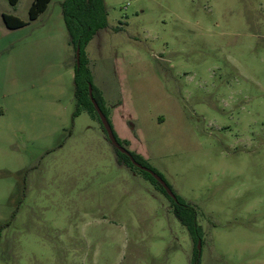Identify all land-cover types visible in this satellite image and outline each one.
Segmentation results:
<instances>
[{"label":"rangeland","instance_id":"obj_1","mask_svg":"<svg viewBox=\"0 0 264 264\" xmlns=\"http://www.w3.org/2000/svg\"><path fill=\"white\" fill-rule=\"evenodd\" d=\"M62 1L48 46L0 16V264H264V0H104L85 48L112 131L194 207L197 243L100 122L74 116Z\"/></svg>","mask_w":264,"mask_h":264},{"label":"trees","instance_id":"obj_2","mask_svg":"<svg viewBox=\"0 0 264 264\" xmlns=\"http://www.w3.org/2000/svg\"><path fill=\"white\" fill-rule=\"evenodd\" d=\"M6 1L9 3L10 6L13 7L18 3L19 0ZM50 1L51 0H33L28 10V21L26 22L10 15H3V22L5 26L10 30L22 28L26 26L28 22L35 20L41 13H43L46 10L47 5L50 3ZM61 12L64 27L69 38L68 45L73 50L74 54L77 48L80 49L79 64L77 65L76 61H74L73 82L74 99L76 105L74 116H77L81 111H85L93 119H97V121L100 122L89 99V88H91L92 96L102 113L105 115L106 119L107 114L105 112L102 96L92 83V76L87 66L88 60L85 54V48L96 35V33L106 28L107 26V13L104 0H64L61 3ZM115 138L120 147L124 148L116 136ZM114 150L117 156L129 168L141 173L150 183L155 185L160 190V192L169 200L175 218L183 227L187 229L192 240L197 243V241L202 237V232L201 228L197 225L196 222V210L194 209V207L188 205L184 202V200L176 196L170 189V187L167 185L174 197L171 198L170 196H168L161 187V185L151 175L134 167L126 155L121 154L116 148H114ZM127 152L129 153L130 157H132L139 165L150 169L164 181L163 177L155 170L147 166L140 157L129 151ZM194 257H197L196 248L194 250ZM191 264L198 263L193 260Z\"/></svg>","mask_w":264,"mask_h":264},{"label":"water","instance_id":"obj_3","mask_svg":"<svg viewBox=\"0 0 264 264\" xmlns=\"http://www.w3.org/2000/svg\"><path fill=\"white\" fill-rule=\"evenodd\" d=\"M79 59H80V49L77 48L75 51V61H76L77 65L79 64ZM88 95H89L90 102H91V104H92L101 124H102V127H103V129L107 135V138L110 141V143L112 144V146L114 148H116L121 154L126 155L134 167H136L139 170L151 175L161 185V187L166 192V194L168 196H170L171 198H173L174 196H173L172 192L170 191V189L168 188L167 184L156 173H154L153 171H151L150 169H148L146 167L139 165L132 157H130V155L126 151V149L120 147V145L116 141V138L113 134V131H112L110 124L108 123L105 115L102 113V111L100 110L99 106L97 105L96 101L94 100V98L92 96L91 88L88 89ZM197 248L199 249V242L197 244Z\"/></svg>","mask_w":264,"mask_h":264},{"label":"crops","instance_id":"obj_4","mask_svg":"<svg viewBox=\"0 0 264 264\" xmlns=\"http://www.w3.org/2000/svg\"><path fill=\"white\" fill-rule=\"evenodd\" d=\"M20 1H21V0H19L18 3H17L15 6H13V7H14L13 10L10 11V9L8 8V9L5 10V12H4V11H3V12L0 11V16H1L2 22H3V15H10V16H13V17L18 18V17L16 16V10H17V7H18ZM32 1H33V0H30L29 7H30ZM52 1H53V0L50 1V3L47 5L46 10H45L43 13H41V14H40L35 20L28 22L27 25L24 26V27H22V28L14 29V30H10V29H8V28L5 26V24H4V22H3V25H4V32H3L2 34L6 35V34L9 33V32H13V31L21 30V29H24V28L29 27V26H31V25H34V27H40V28H41V29L38 30V35L40 36V43L43 44V46H45V45L48 46L49 43H50V42H49V41H50V38H51V36H50V32H49V28H48L49 25L46 26V23H45V22L43 23V22H42V21H43L42 19H44V17L47 16V13H48V11H49V7H50ZM63 1H64V0H63ZM63 1H62V2H63ZM5 2H7V1L5 0ZM28 2H29V0H28ZM62 2H61V3H62ZM7 4L9 5L8 2H7ZM9 6H10V5H9ZM29 7H28V10H29ZM60 7H61V4H60ZM61 15H62V12H61ZM26 18H27V19H26ZM26 18H25V19H20V18H18V19H20V20H22V21H25V22L28 21V13H27V17H26ZM41 23H43V24H41ZM63 24H64V23H63ZM0 30H3V29H1V27H0ZM66 44H67V46H69V45H68V41L66 42ZM69 47H70V46H69ZM94 87H95V86H94ZM95 88L98 90L97 87H95ZM98 91L100 92V90H98ZM100 93H101V92H100ZM101 96H102V99H103V102H104V98H103L102 93H101Z\"/></svg>","mask_w":264,"mask_h":264}]
</instances>
